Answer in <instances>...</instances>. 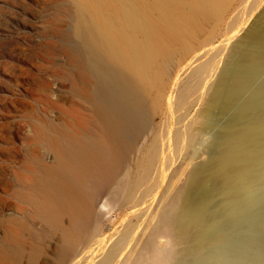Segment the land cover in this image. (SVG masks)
<instances>
[{"label": "bare ground", "instance_id": "1", "mask_svg": "<svg viewBox=\"0 0 264 264\" xmlns=\"http://www.w3.org/2000/svg\"><path fill=\"white\" fill-rule=\"evenodd\" d=\"M233 1L52 0L0 113V264H264V9L217 68Z\"/></svg>", "mask_w": 264, "mask_h": 264}, {"label": "rangeland", "instance_id": "2", "mask_svg": "<svg viewBox=\"0 0 264 264\" xmlns=\"http://www.w3.org/2000/svg\"><path fill=\"white\" fill-rule=\"evenodd\" d=\"M252 2L253 1L250 2L251 4L250 3L247 4L246 2L244 5L245 7L242 4H240L242 7H239L238 3H240V0H235L232 3L233 5L231 4L230 6L231 8L229 7L230 10L228 11L232 12V14L234 13L235 18L233 20L235 21V19H237L238 21V22L233 21L235 25L233 24V22L231 23L233 28L236 29L237 32L235 31L236 35H234V32H233V35L231 36V38H229L231 41L228 42L229 39L228 40L225 39L227 42H225V40L223 41L224 45L225 44L226 45L224 46L222 44L223 50H221L220 52H223V53H219V55L221 54L222 57L221 55L217 57V60L218 58L221 57L220 58L221 61L220 60L218 61L219 66L217 68H220L222 66L219 62L223 64V61L227 55L226 53H228L231 43H233L234 40L241 37L247 31V29L250 27V24H252L254 20L257 18V16L259 15V12H261L264 9V0H258L257 3H252ZM246 4L249 5L250 7L247 6ZM255 4H257L256 8H255ZM52 5H53L52 0H0V113L3 111L5 107H8L9 102L12 99L10 92L11 91L16 92L17 81L18 80L22 81L23 79V76H21V74L19 75V78L17 81H15V79L12 78L11 76L12 67L16 73H19L20 72L19 68L24 67V65L28 64L29 62L35 63L36 60L38 61V58L36 57L39 56V54L44 53V49H45L44 44L48 41V39L43 38L42 32L39 29H41L45 20L51 19L53 17V14L55 13V7ZM243 7L246 9L244 10ZM247 7H249V9ZM252 7H254L255 9L253 8L252 10ZM235 8L241 9L242 11L241 16L239 13L241 12L240 9H239V12H237L238 10H236ZM250 9L252 11H250ZM27 11L29 13L28 15H26ZM236 13H238L237 16H235ZM243 14L245 15V17ZM250 16L251 17L253 16V17L251 18ZM238 17H241V18L239 19ZM231 24H229L230 27H232ZM241 24H243V26ZM222 26L219 30L221 34L220 37H225L226 31L230 27L225 26V25H222ZM224 29H226V31ZM55 70L56 69L52 70L53 71L52 72L50 68L46 67V69L42 72V74H40V76L44 77L50 82H54V76L52 75V73H55ZM62 70L63 69L58 68L56 71L59 72ZM263 75L261 76V78L263 77ZM63 83L66 84V82L64 81ZM249 91L244 95V97L249 93ZM244 97H242V99L240 98V100L236 103L237 106L239 102L243 100ZM236 104L233 106V108H231L230 110L231 112L235 111L237 107ZM23 107L27 111H32L33 113H37L36 104L33 102H30V101L26 102V104L23 105ZM224 119L225 118H222L219 120L217 127L214 130L219 129ZM28 121L29 120L27 118L22 117V118H18L16 122V126H18L19 128L20 138L18 139V143H19L20 148H22L24 143H26V141L32 136L30 121L29 123ZM174 166L175 165L171 166L169 173H168L169 176H170L171 171H173L172 167ZM8 177L9 176H7V178ZM2 178L4 180L7 179L5 176H3L1 177V181L3 180ZM4 180L2 182H4ZM0 194H1V191H0ZM6 202L8 206L10 207L11 199H8ZM9 207H5L3 212L6 214L9 213V209H10ZM115 218L111 216L110 219H107V220L103 219L101 222L104 228V232L108 233L109 236L112 234L114 235L115 232L120 230L122 226L125 224L126 219H127V218H122L121 220V217L120 218L115 217ZM259 229H261V226L258 225L257 227H255V229H252V230L259 232ZM1 233L2 231L0 227V234ZM108 243L109 242H107V245ZM95 259L97 258H94V260ZM88 264H90V262Z\"/></svg>", "mask_w": 264, "mask_h": 264}]
</instances>
